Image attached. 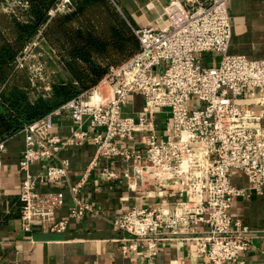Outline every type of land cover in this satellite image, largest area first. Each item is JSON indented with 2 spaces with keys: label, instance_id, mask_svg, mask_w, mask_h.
Instances as JSON below:
<instances>
[{
  "label": "built area",
  "instance_id": "1",
  "mask_svg": "<svg viewBox=\"0 0 264 264\" xmlns=\"http://www.w3.org/2000/svg\"><path fill=\"white\" fill-rule=\"evenodd\" d=\"M228 2L171 1L164 10L165 28L132 26L140 51L109 70L105 82L111 97L100 96L93 104L90 98L95 91L89 92L23 128L19 165L25 231L31 229L33 220L52 230L65 227L66 222H56V214L64 206L63 192L40 193L37 187L60 184L68 178L69 161L60 159L59 152L63 146L88 137L83 129L87 123L94 131L97 151L81 180L69 188L73 217L92 211L79 194L98 159L121 157L133 164L134 190L147 189L151 179L154 190L176 181L183 197L174 207L132 208L118 216L113 224L127 235L122 240L123 254L140 250L152 263L161 243L187 240L195 244L205 264H237L249 248L250 231L233 219L231 209L236 198L249 192L235 186L232 177L234 171L242 172L249 189L261 193L264 127L263 112L238 104L236 99L264 95V61L229 52L232 25ZM14 3L22 10L29 6L27 0ZM73 10L72 0H59L50 14ZM204 53L220 55L216 69L203 68L197 62V55ZM136 95L144 99V115L137 118L123 111ZM158 109L169 113L171 133L166 137L158 135L152 120L148 121L147 116ZM63 110L71 112L78 126L66 140L51 134L54 118ZM141 132H149L144 152L133 146ZM6 141H0V167ZM39 160L48 165L44 173L35 175L30 168Z\"/></svg>",
  "mask_w": 264,
  "mask_h": 264
},
{
  "label": "crops",
  "instance_id": "2",
  "mask_svg": "<svg viewBox=\"0 0 264 264\" xmlns=\"http://www.w3.org/2000/svg\"><path fill=\"white\" fill-rule=\"evenodd\" d=\"M75 1L78 0H72L74 10ZM113 1L110 0L111 4L132 26L162 28L165 7L173 0ZM228 11L232 25L229 52L245 55L250 60L264 61V0H229ZM50 13L51 17L66 14ZM205 54L200 64L209 70L216 69L219 55ZM98 89L102 97L112 96L111 88L101 85ZM236 103L263 112L264 127V95L237 98ZM143 107L144 99L136 95L129 99L123 111L125 115L137 118L144 115ZM147 117L148 121L152 120L158 135L166 137L171 133L166 110H155ZM54 120L51 134L64 140L71 138L78 128L69 110L61 111ZM83 129L88 132V137L81 143L63 146L58 155L60 159L69 161L68 178L60 184L46 183L37 187L40 193L63 192L64 206L56 214V222H66L61 230L49 229L40 220H33L29 231L23 229L24 203L20 199L23 174L19 164L25 137L20 132L7 139L0 167V264H205L195 244L187 240L161 243L152 263L140 250L122 253V240L127 235L113 224L118 216L132 208L174 207L183 197L176 181L154 190L151 179L147 189L134 190L133 164L121 157L98 159L79 194L92 211L80 218L72 216L74 201L69 188L81 180L97 151L94 131L87 123ZM148 134H136L133 146L137 151H145ZM47 165L46 161L39 160L32 164L30 170L35 175L42 174ZM126 173L130 174L129 178ZM232 183L249 192L247 196L236 198L231 209L233 219L250 231L249 248L241 254L237 264H264V185L261 193L250 190L247 176L239 171H234ZM149 190H153L150 195L147 194Z\"/></svg>",
  "mask_w": 264,
  "mask_h": 264
},
{
  "label": "trees",
  "instance_id": "3",
  "mask_svg": "<svg viewBox=\"0 0 264 264\" xmlns=\"http://www.w3.org/2000/svg\"><path fill=\"white\" fill-rule=\"evenodd\" d=\"M27 1V9L0 12V141L89 91L140 51L132 25L110 0H78L75 10L54 17L49 13L57 0ZM38 35L69 76L52 85L50 100L30 116L21 111L29 88L14 68Z\"/></svg>",
  "mask_w": 264,
  "mask_h": 264
},
{
  "label": "rangeland",
  "instance_id": "4",
  "mask_svg": "<svg viewBox=\"0 0 264 264\" xmlns=\"http://www.w3.org/2000/svg\"><path fill=\"white\" fill-rule=\"evenodd\" d=\"M13 1L14 0H0V12L17 13V5H15V3L13 4ZM13 10L14 12H12ZM164 17L166 18L165 15ZM200 56L201 55H197V62L199 64L201 63V58L206 56V54L204 53L201 57ZM14 71L18 75V78H20V82L24 83V86L29 88L25 103L21 104V111L26 112L27 115L30 114V116H32L34 112L40 111L39 108H41L42 105L39 103L44 100H50L52 85L69 76L68 72L63 69L60 61L55 57L54 52L46 45L42 38L38 39L37 37L18 58ZM108 74L109 71L95 87L82 95L85 96L88 95L89 92L98 91L99 95L102 96L103 94L100 93L98 87L101 85L109 87L107 82H105V78ZM58 109L59 108L53 112Z\"/></svg>",
  "mask_w": 264,
  "mask_h": 264
},
{
  "label": "bare ground",
  "instance_id": "5",
  "mask_svg": "<svg viewBox=\"0 0 264 264\" xmlns=\"http://www.w3.org/2000/svg\"><path fill=\"white\" fill-rule=\"evenodd\" d=\"M166 26H167V24L164 22L162 28H165ZM99 99H100V95H99L98 91H95V93L90 98V102L93 104H96L99 101Z\"/></svg>",
  "mask_w": 264,
  "mask_h": 264
}]
</instances>
